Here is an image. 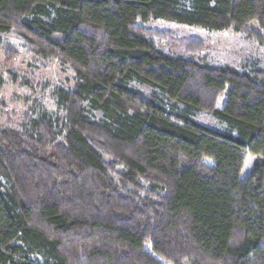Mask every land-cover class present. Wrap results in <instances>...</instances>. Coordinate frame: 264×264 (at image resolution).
I'll use <instances>...</instances> for the list:
<instances>
[{
  "label": "trees",
  "instance_id": "obj_1",
  "mask_svg": "<svg viewBox=\"0 0 264 264\" xmlns=\"http://www.w3.org/2000/svg\"><path fill=\"white\" fill-rule=\"evenodd\" d=\"M155 20L264 51V0H0V37L74 74L63 118L0 127V264H264V67Z\"/></svg>",
  "mask_w": 264,
  "mask_h": 264
},
{
  "label": "rangeland",
  "instance_id": "obj_2",
  "mask_svg": "<svg viewBox=\"0 0 264 264\" xmlns=\"http://www.w3.org/2000/svg\"><path fill=\"white\" fill-rule=\"evenodd\" d=\"M145 26L152 29H167L178 37L200 36L206 42L204 55L208 62L219 65L228 64L240 68L250 61H258L264 67V51L254 41L231 30L209 32L196 27L179 26L161 20L150 21ZM257 31L254 22L248 25ZM159 48L164 43L156 42ZM5 45L17 50V55L11 59L4 56ZM174 50L175 47L172 46ZM74 84V74L67 66H62L56 60H40L25 51L22 39L13 33L0 37V127H20L23 116L37 115L42 111L56 113L61 118L64 113L57 109L53 92L56 88H69ZM137 89L149 93V90L136 86ZM225 99L223 92L216 108L221 109ZM195 119L201 124L216 130H225L213 117L205 113H196ZM255 157L248 154L240 172V178L247 173ZM5 186V182L0 179Z\"/></svg>",
  "mask_w": 264,
  "mask_h": 264
}]
</instances>
